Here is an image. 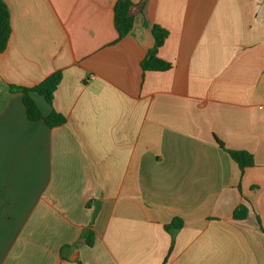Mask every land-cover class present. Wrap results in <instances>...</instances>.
I'll return each instance as SVG.
<instances>
[{
  "label": "crops",
  "instance_id": "0c3cea01",
  "mask_svg": "<svg viewBox=\"0 0 264 264\" xmlns=\"http://www.w3.org/2000/svg\"><path fill=\"white\" fill-rule=\"evenodd\" d=\"M117 1L3 0L0 264H264V0H129L121 38ZM153 25L164 72L140 67ZM55 72L51 106L30 94L49 128L4 84Z\"/></svg>",
  "mask_w": 264,
  "mask_h": 264
},
{
  "label": "trees",
  "instance_id": "16d2710c",
  "mask_svg": "<svg viewBox=\"0 0 264 264\" xmlns=\"http://www.w3.org/2000/svg\"><path fill=\"white\" fill-rule=\"evenodd\" d=\"M131 3L129 0H118L114 6V26L118 33V37L121 38L130 32L132 28V17L128 14ZM10 17L8 8L0 0V53H2L7 45L10 36ZM151 34L154 40V44L151 50H149L143 60L140 62V67L143 72L155 71L164 72L171 68V64L158 58V49L162 46L165 39L168 36V32L157 25H153L151 28ZM61 79L60 72H55L45 78L39 84L33 87H19L10 84H4L9 92H20L23 95L22 105L24 107L26 118L31 122L43 121L49 128L60 126L65 122V118L51 111L46 117H43L30 97V94H36L44 99L47 105H52L53 93L58 86ZM216 144L220 149L228 153L230 158L238 165L240 171L245 168L252 167L254 165L253 157L249 153L243 151H230L225 149L222 142L214 138ZM248 213V207L246 203L240 204L233 212L232 219L240 221L245 219ZM258 224L259 220L256 219ZM183 222L179 218H174L172 221L164 226V230L171 236L172 240L175 233L182 227ZM260 225V224H259ZM261 229V228H260ZM83 240L87 246H92L94 241V235L92 231H88L83 235Z\"/></svg>",
  "mask_w": 264,
  "mask_h": 264
},
{
  "label": "rangeland",
  "instance_id": "374dc122",
  "mask_svg": "<svg viewBox=\"0 0 264 264\" xmlns=\"http://www.w3.org/2000/svg\"><path fill=\"white\" fill-rule=\"evenodd\" d=\"M263 234H264V232H263Z\"/></svg>",
  "mask_w": 264,
  "mask_h": 264
}]
</instances>
